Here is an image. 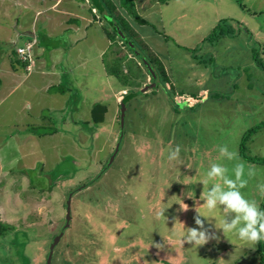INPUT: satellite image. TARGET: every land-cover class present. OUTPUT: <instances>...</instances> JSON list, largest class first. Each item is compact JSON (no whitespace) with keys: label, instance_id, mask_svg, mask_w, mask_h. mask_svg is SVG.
Listing matches in <instances>:
<instances>
[{"label":"rangeland","instance_id":"374dc122","mask_svg":"<svg viewBox=\"0 0 264 264\" xmlns=\"http://www.w3.org/2000/svg\"><path fill=\"white\" fill-rule=\"evenodd\" d=\"M157 10L162 14L155 12L149 27L137 30L152 32L148 41L157 56L168 58L169 82L127 104L121 149L98 181L73 196L71 225L54 249L52 264H263L259 245L216 229L221 211L209 213L199 197L200 181L213 163L228 167L229 176L243 163L248 183L241 192L264 210L257 187L264 184V164L240 152L243 135L264 121V69L253 58L257 48L264 59V0H169ZM28 14L18 6L0 17L9 21L0 22V264H45L66 224L69 192L99 175L115 151L119 105L126 96L110 121L96 124L89 116L93 104L114 103L98 58L87 63L88 74L82 68L61 75L63 84L48 92L47 79L35 76L36 65L25 72L20 68L18 75L9 72L10 51L24 43L15 37L14 24L17 18L28 20ZM224 19L234 33L211 41ZM90 44L97 52L104 42ZM115 48L124 62L134 60L120 41ZM177 145L180 158L169 161ZM223 145L238 158L221 159ZM246 146L247 155L264 158V128ZM197 212L211 220L201 217L218 239L197 248L176 245L172 228L183 236L185 228L198 227Z\"/></svg>","mask_w":264,"mask_h":264},{"label":"crops","instance_id":"0c3cea01","mask_svg":"<svg viewBox=\"0 0 264 264\" xmlns=\"http://www.w3.org/2000/svg\"><path fill=\"white\" fill-rule=\"evenodd\" d=\"M111 1L115 4L116 10L121 15V17L126 19L134 29L137 30V27H140V29H147V26L149 27L147 23H140L138 18L126 9L125 5L122 3V0ZM134 3L137 14L146 21H148V17L153 15L155 12L160 11L157 9L161 4H168V2L161 3L157 0H135ZM18 6H21L23 11L29 12V18L28 20L23 21H20V19L17 18V22L14 24L17 30L15 31L14 35L23 42L31 39L30 37L32 36L37 37V44L34 48L36 55L35 65L37 68V73L35 76L36 78L44 77L47 79V86L45 87V90L48 92L53 87L62 85L63 78L61 75H76L81 71L82 68H84L83 71L85 70V73L88 74L87 63L93 62L95 58H98L102 64V70H105L104 76L107 77V81L110 82L109 84L113 86V88H111L113 91V95L111 97L114 103L111 104L108 102L104 103L97 101L89 110V116L90 120L93 122V112L95 105L103 104L106 106V113L104 121L101 123L110 121V117H113L115 108H118L120 98L123 97V94H125L127 90L124 86H122L115 76L110 75L108 72L107 63L109 61L112 62L119 52L115 48L117 42L110 39L106 27L100 23L102 22L98 16L100 12L94 6L92 1L0 0V17L4 16L3 14L6 10H9V13L11 14V12L14 11V8ZM92 8H96L98 13L93 12ZM158 13L162 14L161 12ZM159 19L160 17H158V20ZM10 21L13 23L12 20ZM150 21L154 23L152 20ZM0 22L8 23L9 21L6 18L1 19ZM137 32L150 47V50L156 54L151 42L148 41V39L152 37V32L148 31L147 33H141L138 30ZM156 32L153 31V35L156 39H159V34H157L159 32ZM96 40L101 41V43L104 42V44L102 48H100L97 52H94L92 49L95 47V45L90 43H94ZM84 43L85 47L90 45V48L87 47L84 49ZM16 47H14V49H12L9 53V72H11L13 75L21 74V72H18L20 68H23V71L26 70L25 66L18 60L15 54ZM158 54L159 56L157 58L162 61L170 78L171 74L170 66L167 60L168 58H165V56L161 55L159 52ZM96 71L97 70H95V72ZM26 73L25 75H28ZM52 75L55 78H50ZM115 84L119 85L117 89ZM16 86L17 84L13 86L12 90H14ZM84 99L86 101L87 98L84 97ZM171 231V234L174 236L172 241L175 240L174 243L176 245L182 244L181 241L183 236L180 234V236H178L179 230L175 231V229L172 228ZM184 232L185 231H182V233Z\"/></svg>","mask_w":264,"mask_h":264},{"label":"clouds","instance_id":"9594fccd","mask_svg":"<svg viewBox=\"0 0 264 264\" xmlns=\"http://www.w3.org/2000/svg\"><path fill=\"white\" fill-rule=\"evenodd\" d=\"M181 148L179 145L171 150L168 155L169 161H176L180 158ZM221 159L233 161L238 158V154L230 151L226 145L218 147ZM233 176H229V168L223 164L213 163L206 172L205 178L200 182L203 184V191L199 197L204 201L202 206L209 212L213 213L219 209L222 213V219L215 223V228L222 230L223 234L233 233L240 241L250 244H258L264 240V210H261L255 200L247 199L241 192V189L247 186L248 181L244 179L245 166L243 163H236L231 169ZM248 177L255 175L253 169L249 168ZM210 187H207L210 182ZM261 196H264V184L257 186ZM206 189V190H205ZM181 210L186 211L184 204H180ZM165 210L158 213L164 215ZM194 217L195 225L198 227L185 228L182 237V244L188 243L192 247L205 245L211 239H218L214 234H209L204 228V222L199 212ZM229 217L231 219L229 220ZM209 219L208 217H204ZM209 221H211L209 219ZM160 248L161 245H156Z\"/></svg>","mask_w":264,"mask_h":264},{"label":"trees","instance_id":"16d2710c","mask_svg":"<svg viewBox=\"0 0 264 264\" xmlns=\"http://www.w3.org/2000/svg\"><path fill=\"white\" fill-rule=\"evenodd\" d=\"M98 1H100L105 6V8L110 13V15L120 24L121 28L124 30L126 34L127 39L126 40L121 39L113 29L110 31L107 29L108 36L113 41H116V42L120 41L121 43H123V45L127 48L130 54L134 57V60L127 63L123 61L125 57L121 56L120 53L118 52L116 58L112 62L109 61L107 63V69L110 75L115 76L119 80V82L122 84V86H124L125 89L127 90L125 95L134 93L136 89L141 88L142 84L147 81V77L151 78L148 67L144 64H140L137 56L134 54L135 49L140 50L141 53L145 57H147L150 63L154 65L155 68L157 69L158 81H157V88L155 89H158L160 83H162L165 86L169 82L170 78H169L168 72L165 66L163 65L162 61L159 58H157L158 56L150 50V47L141 38L138 32L135 31V29L129 24V22L126 19L121 17V15L116 10L115 4L111 0H98ZM157 1H160L161 3L169 2V0H157ZM122 3L123 5H125L126 9L130 13L134 14L138 18L140 23H147L146 20L142 19L137 14V11L135 10L134 0H122ZM227 21H228L227 19H224V23H220L218 26L215 27L214 32L218 31L217 33L218 36L216 37L215 33L213 32L209 38L211 39V41L215 40V38H221L222 36L224 37V36L234 33L233 32L234 30L231 28V26H229L228 28ZM223 26H226V28H224ZM130 41L133 43L134 47H132L129 44ZM254 49L255 50L253 53V58L255 59L257 66L259 68L264 69V59H261V56H260L261 53L259 49L257 48H254ZM15 54H16V50H15ZM21 63L25 66V63L23 62ZM93 113H94L93 122L96 124H100L101 122L104 121L105 113H106V106L103 104H96ZM261 128H264V121L252 127L243 135V138L240 144V152L242 156L246 158L247 160L264 164V158L253 157V156H249L246 154V148H247L246 144L248 140L255 132H257ZM258 245H259L258 250L263 256L262 262L264 264V242L263 240L260 241Z\"/></svg>","mask_w":264,"mask_h":264},{"label":"water","instance_id":"95a60500","mask_svg":"<svg viewBox=\"0 0 264 264\" xmlns=\"http://www.w3.org/2000/svg\"><path fill=\"white\" fill-rule=\"evenodd\" d=\"M92 3L94 4V6L99 10L100 14L102 15L103 19H105V21L111 26V28L118 34V36L123 39L126 40V34L124 32V30L121 28L120 24L110 15V13L108 12V10L105 8V6L98 0H91ZM129 44L134 47L133 43L130 41ZM134 54L137 56L140 64H144L148 67L149 73L151 75V81L147 84L144 85V87L138 89L137 91H135L134 93H130V94H126V96L122 99V101L120 102V125H121V130H120V137L118 138L117 141V145L115 147V151L113 152V155L111 156L108 164L102 169V172L97 175L92 181H90L89 183H86L84 185L78 186L75 189H72L68 196H67V200H66V224L64 226V228L58 233V235L55 237L52 245L50 246V251L48 253L47 256V260L45 262V264H52V260H53V255H54V249L56 247V245L59 243V241L61 240L63 234H64V230L68 227H70L71 225V214H72V210H71V202H72V198L75 194H77L78 192L92 186L96 181H98L102 175L104 173H106L110 167L112 166V164L114 163L115 158L117 157L120 149H121V145L123 143L124 140V136H125V117H126V109H127V104L134 99L135 97L139 96L141 93H146L149 90H152L154 88H157V81H158V71L155 68L154 65H152L150 63V61L147 59V57H145L140 50L135 49L134 50Z\"/></svg>","mask_w":264,"mask_h":264},{"label":"built area","instance_id":"2783aa9c","mask_svg":"<svg viewBox=\"0 0 264 264\" xmlns=\"http://www.w3.org/2000/svg\"><path fill=\"white\" fill-rule=\"evenodd\" d=\"M93 12L98 13L96 8H92ZM36 39H29L23 44L16 47V56L19 61L25 63V69L31 70L35 65V59L33 58L34 48L36 46Z\"/></svg>","mask_w":264,"mask_h":264},{"label":"bare ground","instance_id":"6f19581e","mask_svg":"<svg viewBox=\"0 0 264 264\" xmlns=\"http://www.w3.org/2000/svg\"><path fill=\"white\" fill-rule=\"evenodd\" d=\"M4 210V209H3ZM6 214V213H5Z\"/></svg>","mask_w":264,"mask_h":264}]
</instances>
